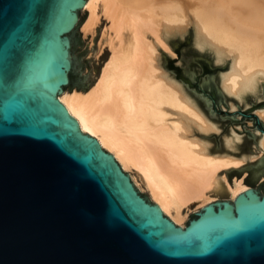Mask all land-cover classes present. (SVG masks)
Here are the masks:
<instances>
[{"label":"water","instance_id":"water-1","mask_svg":"<svg viewBox=\"0 0 264 264\" xmlns=\"http://www.w3.org/2000/svg\"><path fill=\"white\" fill-rule=\"evenodd\" d=\"M86 2L0 0V264H264V181L181 228L59 102Z\"/></svg>","mask_w":264,"mask_h":264},{"label":"bare ground","instance_id":"bare-ground-1","mask_svg":"<svg viewBox=\"0 0 264 264\" xmlns=\"http://www.w3.org/2000/svg\"><path fill=\"white\" fill-rule=\"evenodd\" d=\"M81 11L83 36L105 22L98 51L106 46L108 56L87 89L57 95L79 130L181 228L207 201L249 189L244 176L228 175L259 167L254 177L261 176L264 132L255 130L256 151L247 154L238 152L242 138L230 129L215 152L211 137L221 126L209 101L165 70L160 53H171L168 39L192 27L195 47L215 66H228L217 82L229 108H248L263 98L264 0H87ZM252 110L264 126V105Z\"/></svg>","mask_w":264,"mask_h":264},{"label":"rangeland","instance_id":"rangeland-1","mask_svg":"<svg viewBox=\"0 0 264 264\" xmlns=\"http://www.w3.org/2000/svg\"><path fill=\"white\" fill-rule=\"evenodd\" d=\"M85 18L86 12H82L80 9L77 25L70 35L69 58L73 60L76 71L79 73V80L73 85V89L76 90H85L93 84L108 56L106 46L102 51H98L101 30L105 26V22L102 21L93 37L83 36L81 25ZM167 44L172 54L161 50L162 66L175 79L185 84L200 101L204 99L209 101L210 114L221 126L220 133L211 137L212 149L215 152H221L223 148L222 136L229 133L230 129H233L242 138L238 152L247 154L255 152V130L261 131L257 127L255 118L248 115L254 114L252 108L264 105V90L261 101L257 103L252 102L248 108L239 106L231 110L228 104L229 100L220 92L217 82L219 73L224 71L228 66L227 64L223 67L215 66L211 55L207 52H200L195 47L193 28L189 27L183 37L176 36L169 38ZM181 75L192 83L184 82L180 78ZM66 91H70V85L67 86ZM260 168L262 172L259 175L264 176V164ZM258 169L259 167H251L245 173L241 170H232L228 178H232L231 180H233V178H238V176H244V182L247 178L246 182L248 186L251 185L257 187V190H261L262 184L254 177L255 170L257 171ZM137 189L140 190L139 188ZM144 195L148 198V194L145 191Z\"/></svg>","mask_w":264,"mask_h":264},{"label":"flooded vegetation","instance_id":"flooded-vegetation-1","mask_svg":"<svg viewBox=\"0 0 264 264\" xmlns=\"http://www.w3.org/2000/svg\"><path fill=\"white\" fill-rule=\"evenodd\" d=\"M238 178H239V176H238ZM230 180L232 179V178H229ZM247 179V178H246ZM246 179H245V182L244 183H246L247 185H248V183L246 182ZM253 179H255V178H253ZM256 179L257 180H259V183H263V181H264V176H258V177H256ZM249 187L250 188H252L253 190L255 189L256 191H258L259 193H261V190H257L256 188H254L253 186H251V185H249ZM261 189H262V187H261ZM220 200H226V199H220ZM234 200V199H233ZM233 200H231L230 202H232ZM201 210V209H200ZM195 213H197V212H195ZM193 214L194 213H191V215H190V219L188 220V222L193 218L192 216H193ZM188 222L183 226V228L184 227H186L187 226V224H188Z\"/></svg>","mask_w":264,"mask_h":264}]
</instances>
